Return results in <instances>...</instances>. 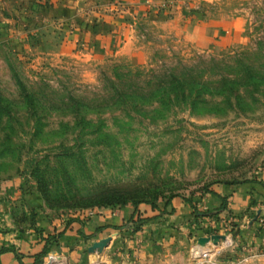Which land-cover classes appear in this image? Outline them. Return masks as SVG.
Segmentation results:
<instances>
[{"label": "rangeland", "instance_id": "374dc122", "mask_svg": "<svg viewBox=\"0 0 264 264\" xmlns=\"http://www.w3.org/2000/svg\"><path fill=\"white\" fill-rule=\"evenodd\" d=\"M263 170L264 0H0V185L83 219L172 197L204 214L45 264H264V201L241 222L202 199Z\"/></svg>", "mask_w": 264, "mask_h": 264}, {"label": "crops", "instance_id": "0c3cea01", "mask_svg": "<svg viewBox=\"0 0 264 264\" xmlns=\"http://www.w3.org/2000/svg\"><path fill=\"white\" fill-rule=\"evenodd\" d=\"M219 196L226 200V208H218L221 203ZM20 197L17 182L0 185V248L10 247L15 250L2 252L0 264H36L38 261L45 264L44 258L47 255H50V259L60 257L56 254L64 255L69 260H77L83 254L84 248H88L94 241L112 237L114 233L118 234L123 227H115L126 223L135 211L133 218L137 213L140 217L157 216L149 222L163 216L177 218L182 222L190 218L193 211L182 198L174 197L163 213L160 212L162 205H159V209H154L149 204H139L136 210L133 205H126L108 214H94L83 219L81 216H68L47 210L41 197L33 191L24 195L23 199ZM202 199L203 208L218 212L217 215L231 211L232 215L239 214L240 221L243 222L245 218L251 217L249 202L264 201V170L256 179L246 183L213 185ZM23 213L30 216L29 223L22 220ZM247 223H250L249 219ZM253 228L254 224L250 223L247 232H251ZM140 241L139 246L135 245L140 247V250L133 252L139 253L142 250L143 241ZM44 248H47L48 252L40 255Z\"/></svg>", "mask_w": 264, "mask_h": 264}, {"label": "trees", "instance_id": "16d2710c", "mask_svg": "<svg viewBox=\"0 0 264 264\" xmlns=\"http://www.w3.org/2000/svg\"><path fill=\"white\" fill-rule=\"evenodd\" d=\"M211 193H213V194H215L214 192H211ZM218 196V195H217ZM220 197V196H219ZM173 198V197H172ZM172 198H170V199H168V200H166L164 203H163V205H162V209L160 210V212L161 213H163V212H166L165 211V208L168 206V205H170V203H171V200H172ZM220 199H221V203H220V206L218 207V208H226V200L224 199V198H221L220 197ZM186 203H188L192 208H194V204L191 202V201H188V200H184ZM152 208H154V209H159V205L158 204H156L155 202H149L148 203ZM134 207H135V210L137 209V204L136 205H134ZM192 212H194V215H195V217H199L200 215H204V214H202V213H200V212H198V211H192ZM135 213H136V211H135ZM134 213V214H135ZM218 212H215V214H217ZM133 214V215H134ZM133 215H131L130 217H129V219L127 220V221H132V220H134L135 218H133ZM140 214L139 213H137V219L138 220H140V223H142V222H147V221H149V220H151V219H154V218H157V216H152V217H140L139 216ZM136 219V220H137ZM124 225H119V226H116L115 228H117V229H121L122 227H123ZM4 251H13V252H15V250L13 249V248H10V247H2V248H0V254L2 253V252H4ZM48 252V249L47 248H44L43 250H42V252L40 253V255H44V254H46ZM36 264H41V261H38V262H36Z\"/></svg>", "mask_w": 264, "mask_h": 264}, {"label": "water", "instance_id": "95a60500", "mask_svg": "<svg viewBox=\"0 0 264 264\" xmlns=\"http://www.w3.org/2000/svg\"><path fill=\"white\" fill-rule=\"evenodd\" d=\"M225 235H221V234H218V235H213L212 239L216 242L217 240L219 239H225ZM111 238H106V239H102V240H99L97 242H94L89 248H88V251L90 252H94L96 250H101L102 248H104L105 246H107L110 242ZM202 240V239H201Z\"/></svg>", "mask_w": 264, "mask_h": 264}, {"label": "bare ground", "instance_id": "6f19581e", "mask_svg": "<svg viewBox=\"0 0 264 264\" xmlns=\"http://www.w3.org/2000/svg\"><path fill=\"white\" fill-rule=\"evenodd\" d=\"M61 260H62V258H54L52 261L56 262V261H61Z\"/></svg>", "mask_w": 264, "mask_h": 264}, {"label": "built area", "instance_id": "2783aa9c", "mask_svg": "<svg viewBox=\"0 0 264 264\" xmlns=\"http://www.w3.org/2000/svg\"><path fill=\"white\" fill-rule=\"evenodd\" d=\"M89 215H93V212H91V211H90V212H89ZM225 237H226L225 239H227V238H228L227 236H225Z\"/></svg>", "mask_w": 264, "mask_h": 264}]
</instances>
